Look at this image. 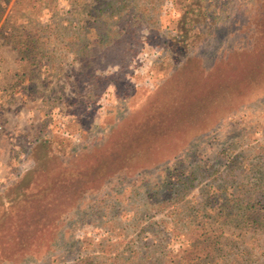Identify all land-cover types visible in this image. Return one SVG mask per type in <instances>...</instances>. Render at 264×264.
I'll list each match as a JSON object with an SVG mask.
<instances>
[{
    "label": "rangeland",
    "instance_id": "obj_1",
    "mask_svg": "<svg viewBox=\"0 0 264 264\" xmlns=\"http://www.w3.org/2000/svg\"><path fill=\"white\" fill-rule=\"evenodd\" d=\"M261 2L0 0V264H184L205 244L195 264H264V227L220 216L264 195V71L199 132L190 116L134 145L155 102L193 97L199 69L241 77L264 60ZM23 34L36 47L21 60ZM52 165L62 178L36 194ZM16 183L27 195L7 198Z\"/></svg>",
    "mask_w": 264,
    "mask_h": 264
},
{
    "label": "trees",
    "instance_id": "obj_2",
    "mask_svg": "<svg viewBox=\"0 0 264 264\" xmlns=\"http://www.w3.org/2000/svg\"><path fill=\"white\" fill-rule=\"evenodd\" d=\"M261 5L264 7V0H262ZM203 6L205 5L203 4ZM199 26L201 25L199 24ZM209 26L210 24L208 25L207 23L204 25L205 28H209ZM196 28V25L193 24V33L196 32ZM24 29H26V27L22 26L21 31H24ZM37 39L39 38H36L35 40ZM12 40L19 48V55L21 60H24L26 58L24 56V52H35L34 49L36 45L33 41V38H31L29 35H15ZM227 56L228 53L221 52L219 53L218 58L221 61L223 59H227ZM34 60L36 59L34 58ZM202 63L200 60V55H198V57H193L194 69H199L196 66ZM212 67H215L214 71H218L217 67H220L218 59H214ZM202 70L203 69H199L200 73L196 76L195 82L193 83V97L188 98V96L184 92H182L179 94V98L174 97V99H172L170 98L172 96L171 95L164 101L155 102V104L158 106V111L152 116H149L145 122L143 130H139L136 133L137 138H135L134 140L135 147H137L139 144H145L146 142L151 143L153 139L159 137V134L169 135L171 131L175 130L179 126L187 127L185 125L189 124L192 119L194 123H197V121H201L200 123L193 126V129L195 128V133L199 132L203 126L210 125L213 119L217 118L218 116V114L215 113V108L224 105L225 102H227L230 98H235L236 95H240V97L242 98L244 95L252 94L255 92L256 87L253 81L258 76V73L260 74L264 71V60L253 62L252 66H249L248 69L246 68L247 71L244 70L242 72L241 77H239L238 75L229 76L227 74L224 75L222 73H217L208 76L207 78V74ZM203 73L205 74L201 76V74ZM206 79H210V81L206 83ZM188 83L189 81L185 79L183 84V86L185 87H183L185 91L187 89L189 90V86L187 85ZM192 105L193 115L189 110V107H191ZM210 114L211 116L208 117V115ZM199 115L206 117L203 119H196ZM190 116H193L190 121H183L186 117ZM43 145L45 146L46 150L37 151V155L39 154L41 156H45L43 153L49 152L50 145L47 144L45 140ZM35 151L36 149H34L33 152ZM131 151L133 153H138L136 150ZM52 161V155H49L47 159H43V162L37 165V168H43L46 170ZM262 162L263 165L256 167V176L253 177V182L256 183V188H262V190H264V158ZM32 166L33 165L31 164L30 168H32ZM52 168L54 170H58L56 166L52 165ZM62 175V170L55 171L53 175H50L49 170L44 172L42 176L45 185L40 186V190L36 191V194H44L50 192L53 189V184L55 183V181H59L62 178ZM47 178H49L50 180L48 181ZM16 182H18V180ZM15 186H18L19 189H13ZM25 186V183H16L11 189L7 190V198L10 197L12 198V200H16L18 195H21L23 198L24 195H27V189L23 190L24 188H26ZM1 196L2 194L0 193V198ZM220 210V216L222 218L239 217L241 220H243L244 223H246V226L264 227V195L262 197H259V199H254L253 197H249L247 199H234V197L231 199H227L226 204L220 205ZM210 247L211 244H205L201 247H193V250H186L183 255V258H185L184 264H195L198 258L207 256L213 251V249H210Z\"/></svg>",
    "mask_w": 264,
    "mask_h": 264
}]
</instances>
